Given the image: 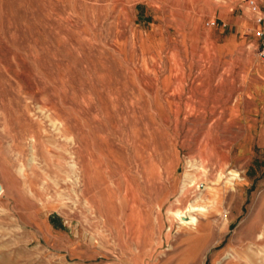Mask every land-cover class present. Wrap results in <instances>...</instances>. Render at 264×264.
<instances>
[{
	"label": "rangeland",
	"instance_id": "374dc122",
	"mask_svg": "<svg viewBox=\"0 0 264 264\" xmlns=\"http://www.w3.org/2000/svg\"><path fill=\"white\" fill-rule=\"evenodd\" d=\"M244 7L0 0V264H264V113L237 97L241 48L220 46ZM188 159L241 179L225 217L178 229Z\"/></svg>",
	"mask_w": 264,
	"mask_h": 264
},
{
	"label": "bare ground",
	"instance_id": "6f19581e",
	"mask_svg": "<svg viewBox=\"0 0 264 264\" xmlns=\"http://www.w3.org/2000/svg\"><path fill=\"white\" fill-rule=\"evenodd\" d=\"M40 111V110H39ZM51 112V111H50ZM52 113V112H51ZM53 125L56 124V121L58 119L51 118V116H47ZM62 117V116H61ZM61 123V121H60ZM65 125V124H64ZM44 126V125H43ZM42 125H39V131L41 132L44 130ZM62 126V123H61ZM53 128V127H52ZM59 132L62 134H66L63 132L61 128L56 127ZM34 131V130H33ZM38 131V132H39ZM39 132V133H40ZM70 132V131H69ZM71 133V132H70ZM58 134V133H57ZM49 135V134H48ZM53 135V134H52ZM40 137V135H39ZM74 139V138H73ZM40 139H38V134L36 132H31L30 134V146H31V154L34 157L35 149H36V143H38ZM43 140V139H42ZM75 140L73 141V143ZM40 144V143H38ZM75 145V144H74ZM77 145V144H76ZM72 146V145H71ZM39 147V146H38ZM74 147V146H73ZM72 148V147H71ZM40 149V148H39ZM41 154V151L39 152ZM33 157L32 160H33ZM40 157V156H39ZM204 161V160H203ZM201 161H192L191 159H188L185 166V171L183 174V180L180 189L178 190L177 198L175 199V204H181L182 201L185 202L184 206L182 208L177 207L174 211L169 210L170 213H172L173 218H177L181 220V224L178 226V229L187 228L186 223H189L191 225H194L196 229L199 226V216L200 215H208L216 213L219 217H225V213H223V200L225 198V194H233L235 191V184L240 183V173H237L236 170H230L228 175H225L223 172V168H218L217 172L211 175V173H207V167H205L204 162ZM206 163V162H205ZM85 167V165H82ZM25 168L19 169V172L24 171ZM87 168H85L86 170ZM71 170V169H70ZM82 170V169H81ZM84 170V169H83ZM84 170V173H86ZM80 172V171H79ZM198 172V173H197ZM214 172V171H213ZM50 173V172H49ZM89 174V173H88ZM87 174V175H88ZM82 175V174H81ZM84 176V175H83ZM78 178V177H77ZM85 179V178H84ZM79 180V179H78ZM93 181V179H91ZM197 180L198 183H196L195 188H197V193L195 196V199L190 202L187 200V193L190 190V188L195 184ZM84 181V180H83ZM88 183V182H87ZM92 184V182H91ZM49 185V184H48ZM84 185V184H82ZM31 187V184H29ZM88 185L86 186V188ZM84 188V187H83ZM82 190V189H81ZM85 192V191H84ZM81 193V192H80ZM83 193V192H82ZM86 193V192H85ZM152 193V192H150ZM75 194V193H74ZM99 194V193H98ZM91 195V194H90ZM97 195V194H96ZM85 196V195H84ZM89 197V196H88ZM98 197V195H97ZM79 198V197H78ZM78 200V199H77ZM87 201V197L85 199ZM91 200V199H90ZM99 200V199H98ZM89 202V201H87ZM96 202V201H95ZM225 203V202H224ZM100 204V203H99ZM57 206L55 203L54 208ZM90 206V205H89ZM96 207V206H94ZM102 207V206H101ZM93 208V207H92ZM91 208V209H92ZM104 208V207H103ZM84 210V209H83ZM97 210V209H96ZM105 210V209H104ZM103 210V211H104ZM151 210V209H150ZM149 210V212H150ZM98 211V210H97ZM90 212V211H89ZM105 213V211H104ZM139 214V213H138ZM143 214V213H142ZM149 214V213H148ZM151 219V218H150ZM107 220V219H106ZM104 221V220H103ZM141 218V222H142ZM130 222V221H129ZM132 222V221H131ZM154 223V222H153ZM135 224V223H134ZM152 224V222H151ZM128 225V224H127ZM136 225V224H135ZM139 225V223H138ZM144 225V224H142ZM155 226V224H154ZM228 226V225H227ZM226 226V227H227ZM143 227V226H142ZM134 228V227H133ZM138 228V226H137ZM143 229V228H142ZM195 229V228H194ZM133 231V229H132ZM141 228L139 227L136 231V236L141 235ZM152 235V234H151ZM134 237V236H133ZM139 238V237H138ZM135 240V237H134ZM144 240H146L144 238ZM137 243V242H136ZM138 244V243H137ZM256 245L262 246L264 245V231H262L257 239H256ZM250 248V247H249ZM141 250V249H140ZM148 250V249H147ZM141 253V252H140ZM249 259H251L250 255H247ZM251 262H254V260L251 259Z\"/></svg>",
	"mask_w": 264,
	"mask_h": 264
},
{
	"label": "crops",
	"instance_id": "0c3cea01",
	"mask_svg": "<svg viewBox=\"0 0 264 264\" xmlns=\"http://www.w3.org/2000/svg\"><path fill=\"white\" fill-rule=\"evenodd\" d=\"M257 11L264 12V3L262 0L258 1L254 7H244L241 13L236 17L234 25L229 23H224L222 28L227 31H221L223 38H221L222 49H226L231 44H236L237 48H241L242 57H236L231 59V66L236 65L241 67L242 70H247L251 75V83L247 88L243 89L237 97L247 98L252 102V114L254 113H264V63H262L257 56V49L259 46V36L257 31L264 27V23L258 24L255 22V16ZM222 29V30H224ZM232 31V32H231ZM252 42L250 45H254V50L256 55L254 57H244V46L245 40ZM235 61V63H233ZM229 60L222 63L223 72L226 68H229ZM225 68V69H224ZM255 117V116H254ZM255 119V118H254Z\"/></svg>",
	"mask_w": 264,
	"mask_h": 264
},
{
	"label": "built area",
	"instance_id": "2783aa9c",
	"mask_svg": "<svg viewBox=\"0 0 264 264\" xmlns=\"http://www.w3.org/2000/svg\"><path fill=\"white\" fill-rule=\"evenodd\" d=\"M257 4V0H246V5L248 7H254ZM255 22L258 24L264 23V12L257 11L255 16ZM213 24V22L211 23ZM257 35L259 36L260 42L257 49V56L259 60L264 63V27L257 31Z\"/></svg>",
	"mask_w": 264,
	"mask_h": 264
}]
</instances>
